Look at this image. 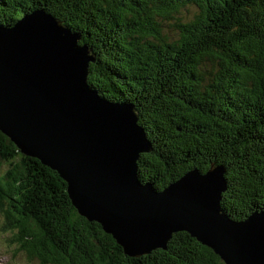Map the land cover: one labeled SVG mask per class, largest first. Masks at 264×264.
Returning a JSON list of instances; mask_svg holds the SVG:
<instances>
[{"label": "trees", "instance_id": "1", "mask_svg": "<svg viewBox=\"0 0 264 264\" xmlns=\"http://www.w3.org/2000/svg\"><path fill=\"white\" fill-rule=\"evenodd\" d=\"M36 9L91 48L90 87L136 105L153 144L137 161L141 182L160 190L215 162L227 168L222 210L235 220L264 211V0H0V24L12 26ZM1 147L10 169L0 176V208L21 231L30 222L22 244L43 262L225 264L185 231L174 233L166 249L125 254L77 213L54 170L19 153L0 132ZM15 154L20 164L11 160Z\"/></svg>", "mask_w": 264, "mask_h": 264}, {"label": "water", "instance_id": "2", "mask_svg": "<svg viewBox=\"0 0 264 264\" xmlns=\"http://www.w3.org/2000/svg\"><path fill=\"white\" fill-rule=\"evenodd\" d=\"M80 33L42 9L0 25V129L20 151L64 177L73 205L138 257L185 231L225 264H264V211L235 220L221 211L226 166L193 167L157 190L137 175L152 151L137 111L87 83L94 53Z\"/></svg>", "mask_w": 264, "mask_h": 264}, {"label": "rangeland", "instance_id": "3", "mask_svg": "<svg viewBox=\"0 0 264 264\" xmlns=\"http://www.w3.org/2000/svg\"><path fill=\"white\" fill-rule=\"evenodd\" d=\"M192 7L190 8H187V9H183L182 11V14L185 16V14L188 16L190 14V12L192 11ZM43 10V9H42ZM45 13L47 14H50L48 12H46L45 10H43ZM27 13H30V12H27ZM24 15V14H23ZM23 15L19 18H17L15 20V23L17 21H19ZM2 26H4L3 24H0ZM170 32H172L171 30H169ZM172 35V34H171ZM164 36V34H163ZM88 47V46H87ZM90 48V47H88ZM91 50V48H90ZM92 51V50H91ZM89 68V67H88ZM113 68H115L113 66ZM89 72V71H88ZM88 77V76H87ZM144 82H146V79H144ZM167 81H164V84L166 83ZM156 86L153 85V88L151 87V90L152 91H155V88ZM100 95V94H99ZM101 96V95H100ZM103 97V96H102ZM105 99H107L106 97H104ZM109 100V102H113V103H120V102H127V103H131L133 105V109H135L137 111V108H136V105L131 102V101H115V100H112V99H107ZM136 115L138 116V111L136 113ZM137 124L138 126H140L139 124V116H138V119H137ZM142 127V126H140ZM143 130H144V134L146 135L145 138L146 140H148L150 143H151V146H152V151H153V144L152 142L150 141V139L148 138L147 136V132L145 131L144 127H142ZM0 132L5 135V137H7L8 140H10L18 149L19 153L23 154L19 147L15 144L14 141H12V139L10 138V136L8 134H6L5 132H3L1 129H0ZM152 151L150 152H147V153H151ZM8 154V152H5V155ZM141 154H145L143 153V151H139V156ZM2 155V156H1ZM3 150H2V147H1V151H0V176L4 177V176H8L7 173L10 169V164L6 161H4V156H3ZM25 156H28L26 155L25 153L23 154ZM30 157H33V158H36L38 159L40 162V158H38L37 156H32L30 155ZM13 159V163L14 164H20L21 163V157L18 155V154H15L14 157L11 158V160ZM139 159V158H138ZM138 161V160H137ZM44 166H47L49 167L50 169L54 170L59 176L63 177L56 168H52L50 167L49 165L45 164V163H42ZM205 172V171H204ZM137 173H138V165H137ZM10 176V175H9ZM64 179V177H63ZM65 180V179H64ZM153 184V183H152ZM68 184L66 183V191H67V195H68V198L70 199L71 201V204L72 206L76 209L77 213L79 214V211L77 210V208L73 205L72 203V200H71V197H70V194H69V191H68V188H67ZM167 186V185H166ZM159 190V189H157ZM161 190V189H160ZM19 207H22V210L25 208V205H21ZM220 207H221V204H220ZM3 208H5V205L3 206ZM3 208H0V264H51L49 261H42L41 258H39L36 254H29L26 250V248H24L23 244H22V240L21 238L25 239V236H23L24 234L27 236L29 235L30 233L32 232H29L28 230H31V226H30V222H27V224H22V228H23V231L20 230V227L16 224L17 222L16 221H13L12 218L10 219H7V216H6V212L3 210ZM221 211L222 210V207L220 208ZM18 210V209H17ZM20 211V209L18 210ZM11 213H15L14 210H11ZM227 214V213H226ZM228 215V214H227ZM229 216V215H228ZM230 217V216H229ZM247 217V216H246ZM245 217V218H246ZM231 218V217H230ZM243 218V219H245ZM86 220H88L87 218H85ZM89 221V220H88ZM92 222V221H91ZM93 222H96V221H93ZM98 223V222H96ZM100 226H101V229L104 233H106L104 230H103V227L100 223H98ZM176 233V232H175ZM108 234V233H106ZM111 235V234H109ZM190 235V234H189ZM112 236V235H111ZM191 236V235H190ZM113 237V236H112ZM192 237V236H191ZM194 238V237H193ZM113 239L116 241V239L113 237ZM196 239V238H195ZM28 240H31L32 244H35L36 245V240L33 239V238H30ZM197 240V239H196ZM199 242V241H198ZM200 243V242H199ZM201 245L203 246H206L210 249V247L208 245H204L203 243H201ZM122 248V247H121ZM123 250V248H122ZM212 250V249H211ZM35 251V250H33ZM43 251H45L43 248H40V252L42 253ZM213 251V250H212ZM50 257H53V256H50Z\"/></svg>", "mask_w": 264, "mask_h": 264}, {"label": "bare ground", "instance_id": "4", "mask_svg": "<svg viewBox=\"0 0 264 264\" xmlns=\"http://www.w3.org/2000/svg\"><path fill=\"white\" fill-rule=\"evenodd\" d=\"M141 126V125H140ZM146 136V135H145Z\"/></svg>", "mask_w": 264, "mask_h": 264}]
</instances>
